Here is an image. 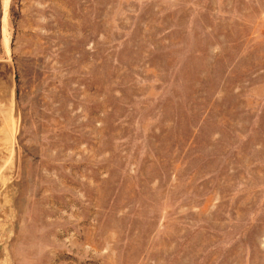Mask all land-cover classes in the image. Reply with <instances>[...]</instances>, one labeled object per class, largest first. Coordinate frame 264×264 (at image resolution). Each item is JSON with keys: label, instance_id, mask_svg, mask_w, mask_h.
Listing matches in <instances>:
<instances>
[{"label": "rangeland", "instance_id": "rangeland-1", "mask_svg": "<svg viewBox=\"0 0 264 264\" xmlns=\"http://www.w3.org/2000/svg\"><path fill=\"white\" fill-rule=\"evenodd\" d=\"M0 264H264V0H0Z\"/></svg>", "mask_w": 264, "mask_h": 264}]
</instances>
